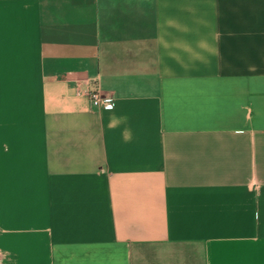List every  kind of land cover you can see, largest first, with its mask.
I'll return each instance as SVG.
<instances>
[{"label":"crops","instance_id":"crops-1","mask_svg":"<svg viewBox=\"0 0 264 264\" xmlns=\"http://www.w3.org/2000/svg\"><path fill=\"white\" fill-rule=\"evenodd\" d=\"M0 264H264V0H0Z\"/></svg>","mask_w":264,"mask_h":264},{"label":"built area","instance_id":"built-area-1","mask_svg":"<svg viewBox=\"0 0 264 264\" xmlns=\"http://www.w3.org/2000/svg\"><path fill=\"white\" fill-rule=\"evenodd\" d=\"M88 98L92 106L95 108L110 110L114 106L113 100L111 98L101 95L98 91L88 93Z\"/></svg>","mask_w":264,"mask_h":264}]
</instances>
